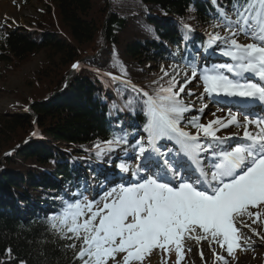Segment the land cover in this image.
<instances>
[{
  "label": "snow or ice",
  "instance_id": "snow-or-ice-1",
  "mask_svg": "<svg viewBox=\"0 0 264 264\" xmlns=\"http://www.w3.org/2000/svg\"><path fill=\"white\" fill-rule=\"evenodd\" d=\"M219 19L222 23L214 27L223 28L224 35L210 34L205 49L213 45L219 48L217 42H222L220 52L232 63L213 65L199 74L204 92L264 102V0H233L231 15L220 9ZM184 27L191 31L189 25ZM240 35L252 42H238ZM190 67L191 74L185 73L183 83L176 80L178 73L165 71L167 87L158 86L154 95L142 93L147 97L143 130L148 139L146 146L143 141L137 142L136 155L151 161L155 153L163 164L155 165V170L140 165L132 173L134 181L112 187L101 200L85 196L67 202L62 213L51 217L52 228L73 241L67 247L76 249L80 264H144L154 250L169 257L175 252V264H181L185 248L191 251L186 241L218 245L234 258L241 240H250L237 224L264 241V234L252 227L264 224V117L246 116L241 122L229 111L227 118L218 117L208 124L200 123L199 117L189 120L196 134L183 130L180 125L191 107L181 99V93L198 77L197 65ZM73 68L78 69L79 63ZM252 76L260 82H253ZM229 125L242 126L245 143L224 146L230 138L217 136V131ZM252 125L255 132L249 131ZM164 139L175 142L176 155L186 158L187 164L170 161L168 153L160 151L157 143ZM121 143L127 140L106 141L105 150L112 151ZM119 167L122 172L129 171L124 163ZM141 171L150 174L141 175ZM7 251L11 253V249ZM200 255L203 259V251ZM216 260L229 264L220 255Z\"/></svg>",
  "mask_w": 264,
  "mask_h": 264
},
{
  "label": "trees",
  "instance_id": "trees-1",
  "mask_svg": "<svg viewBox=\"0 0 264 264\" xmlns=\"http://www.w3.org/2000/svg\"><path fill=\"white\" fill-rule=\"evenodd\" d=\"M50 1L45 4L39 24L51 29L52 33L44 29H38L37 34L14 29L0 38V63L10 68L32 55L45 57L41 70L35 75L36 89L30 99L22 103L23 107L27 105L30 115L18 113L0 118V153L20 144L35 127L45 138L70 145L72 151L96 144L97 137L103 134L105 113L112 114L124 106L138 111L135 107L139 103L127 88L89 71L79 75L65 93L45 101L62 89L71 65L105 42V50L94 59L95 67L109 66L108 69L122 70L121 75L125 77L145 80L146 65L151 61L148 47L153 40L150 38L156 36L160 43L168 37V29L157 23L159 17L173 16L179 22L200 25V28L207 22L203 8L195 5L196 0H129L133 6L130 12L119 8L122 0H111L110 15L105 2V10L100 11V4L95 0ZM136 65L142 67L135 68ZM163 84L168 86L166 82ZM5 145L9 146L3 148ZM53 150L55 147L49 148L44 140H37L19 149L8 161L12 164L9 175L1 176L0 186L5 187L0 188V264H80L75 258L76 249L67 247L72 240L41 225L25 222L20 217L22 209L7 207L12 189L15 199L25 198L30 186L27 179L33 178V171L28 167H47ZM55 174L65 183L70 178L66 165L55 169ZM12 177L19 180L11 181ZM5 252L9 259L2 262Z\"/></svg>",
  "mask_w": 264,
  "mask_h": 264
},
{
  "label": "rangeland",
  "instance_id": "rangeland-1",
  "mask_svg": "<svg viewBox=\"0 0 264 264\" xmlns=\"http://www.w3.org/2000/svg\"><path fill=\"white\" fill-rule=\"evenodd\" d=\"M44 1L51 2L50 0H44ZM104 2L107 4L108 0H95L96 4H100L98 6L100 11L105 10L104 8L105 5L103 6ZM106 6L108 9V5ZM42 10H44L43 0L32 1L30 4H27L25 6H21L19 2H15L14 0H0V19L6 18L14 24H19L27 28H31L35 23V21L38 18H40L41 16L40 12ZM98 19H100V17ZM219 23H222V21L220 20ZM215 33H220L223 36L224 29L213 26L208 30L207 37H209L210 34L214 35ZM237 39L238 42L240 41V43L252 42L249 38L245 37L244 35L238 36ZM218 43L220 45L219 49L224 47L222 42H218ZM44 62H45L44 55H37V56L32 55L27 57L20 64L14 63V68H10L5 64H0V88H1L0 118H5V117L8 118V114L13 112V109H15L14 106H16V104L22 103L23 101L30 99V97L33 95V92L36 89L35 86H37L35 81V75L38 74V72L41 70ZM161 69L163 72L161 77H164L165 71L171 74L178 73V75L176 76V80L181 83H183L185 80V73H187L188 76H190L191 74V71H189L187 68L178 65L177 63L166 62L161 66ZM152 70L154 71L153 67ZM203 71L198 72V77L192 79L191 83L185 86V91L181 93V96L184 97L185 95L184 93L186 94H188L189 92L192 93L191 95H188L189 99L185 102L186 105L191 107V111L185 114H187L189 118L192 119L194 117H199L200 123L208 124L209 121L218 117L217 112L220 108H214L213 107L214 102L210 101V96L204 92L203 81L202 79L199 78V74L202 73ZM205 105L207 107H205ZM201 109H203V112L200 111ZM213 113L215 115H213ZM196 133L197 130L193 134ZM234 137L240 138V136L235 134ZM132 160L134 163L136 162L134 157L132 158ZM136 166L137 165H135V167ZM135 167L134 168L132 167L133 169H131V171L136 170ZM237 227L240 228L239 225H237ZM257 228L261 234H264V224H259ZM240 230L242 231L241 228ZM192 243L193 244L191 246V249L194 250L196 248V247L194 248L196 242L192 241ZM206 243L207 242L202 241L203 245H205ZM263 248H264L263 242H259L258 240L252 238L247 244L241 243V247L235 250L234 258L232 256H229L225 249L223 252L221 250L220 253L218 254L220 256L225 257V259L229 262V264H238L240 261V259L238 258L240 256V250L247 249L250 252L259 253L260 251L263 250ZM155 251H159V250H155ZM172 255L173 253H171L169 257L166 254L162 253L161 255H158L155 261L157 262V264H164V261L167 260V264H172L171 262ZM186 256H187V252H185V257ZM189 257L190 259L188 261H185L184 259L181 262V264H206L204 261L198 258L197 254L190 253ZM248 258H250L248 264H264V259H253L250 256ZM173 264H175V261L173 262ZM207 264H223V262L210 261ZM241 264H247V262L245 263L242 262Z\"/></svg>",
  "mask_w": 264,
  "mask_h": 264
},
{
  "label": "bare ground",
  "instance_id": "bare-ground-1",
  "mask_svg": "<svg viewBox=\"0 0 264 264\" xmlns=\"http://www.w3.org/2000/svg\"><path fill=\"white\" fill-rule=\"evenodd\" d=\"M149 69V68H148ZM253 82H255V81H253ZM226 116H228V114L226 115ZM254 130L256 131V129L254 128ZM241 131H242V129H241ZM7 146H9V145H5L3 148H6ZM8 150H4V152H2V153H6ZM2 153H0V156L2 155ZM8 178H10V176L8 177ZM11 181H15V180H17V178H15V177H12L11 179H10ZM42 183H45V182H42ZM3 187H5V185H3V186H0V188H3ZM69 202V201H68ZM75 202V201H74ZM249 224L251 223V221H249V220H247V219H245ZM239 225V224H238ZM239 226H241V225H239ZM242 227V226H241ZM252 227H253V225H252ZM243 228H245L244 229V235H246V236H249V237H252L253 239H256V240H258L259 242H262L261 240H260V238H259V236H257V235H254L252 232H251V230L249 229V228H246V227H243ZM243 241V240H242ZM199 249H201V250H203V251H205V252H207V253H209V254H207L206 256L203 254V259H204V261H207L208 259H210L211 257H214V259H216V255L218 254V251H216L215 249V246H211V247H209V245H208V242H207V244L206 245H204V246H198V247H196V254L197 255H199V258L201 259V255H200V253L199 252H197ZM242 253L243 254H240V256L238 257L239 259H240V261H239V263L238 264H241L242 262H247V264L249 263L248 261H249V259L250 258H248L249 256L251 257V258H253V259H264V248H263V250L262 251H260L259 253H254V252H250V251H242ZM7 255L8 254H6V252L5 253H3V258H2V262L3 261H7V259H9L8 257H7ZM245 258H248V259H245ZM146 264H156L155 262H154V258L153 259H151V260H149V261H147V263Z\"/></svg>",
  "mask_w": 264,
  "mask_h": 264
}]
</instances>
